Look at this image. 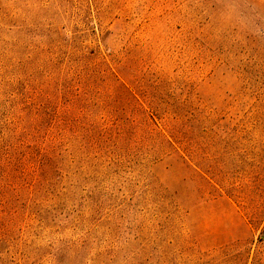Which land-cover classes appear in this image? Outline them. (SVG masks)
Masks as SVG:
<instances>
[{
    "label": "rangeland",
    "instance_id": "rangeland-1",
    "mask_svg": "<svg viewBox=\"0 0 264 264\" xmlns=\"http://www.w3.org/2000/svg\"><path fill=\"white\" fill-rule=\"evenodd\" d=\"M0 264H264V0H0Z\"/></svg>",
    "mask_w": 264,
    "mask_h": 264
}]
</instances>
